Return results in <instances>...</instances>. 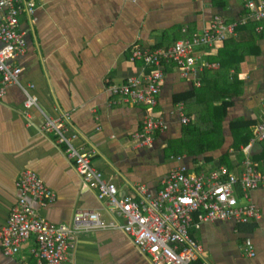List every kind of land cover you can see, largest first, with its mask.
Masks as SVG:
<instances>
[{"label": "crops", "instance_id": "0c3cea01", "mask_svg": "<svg viewBox=\"0 0 264 264\" xmlns=\"http://www.w3.org/2000/svg\"><path fill=\"white\" fill-rule=\"evenodd\" d=\"M35 1L34 15L25 14L21 18V27L27 33V47L14 63L22 68L21 82L35 85L33 93L39 98L40 109L32 108L30 118L26 117L25 95L16 85L0 97V229L19 198L17 182L26 170L35 171L56 196L44 208L30 200L51 223L69 224L80 209L95 210L107 222L114 221L120 226L124 223V218L106 200L100 199L95 189L88 188L67 157L65 146L56 142V135L42 130L44 114L67 120L76 135L74 144L95 151L94 166L118 185L121 196L134 195L140 199L141 185L147 188L144 196H154L172 169L185 168L187 173L195 175L209 174L218 166H226L220 162L225 155L233 166L228 168L235 173L241 172L247 156L264 161V142H255L246 154V145L233 147L231 127L234 120H252L254 131L263 113L264 23L258 31V23L250 20L238 27L235 34H229L231 38L196 49L199 61L220 65L203 71L200 85L204 72L222 70L221 52L234 60L245 54L237 77L243 81V90L234 98L222 123L224 144L213 151L190 156L185 150H174L182 138L183 125L210 99L209 95L199 92L190 102L178 99L181 94L190 96L200 85L192 77H184L174 64H165L158 103L151 109L156 118L165 120L167 128L155 134L150 147H136L132 138L140 131L150 106L124 103L115 98L111 103L109 90L141 73V66L131 60L134 46L152 50L167 48L185 36L182 31L185 27L190 33L202 32L217 16L228 24L249 19L246 0ZM153 69L149 66L145 73ZM232 75L233 69L230 81ZM213 81V75L205 79L207 85L209 82L213 85ZM180 108L189 118L187 122L181 121ZM212 131L216 127L209 130ZM211 142L216 144L218 138ZM252 198L261 210L260 222L206 221L197 228L191 227L190 235L203 248L201 257L193 264H264V188L254 190ZM247 237L254 241L255 257H250L245 249ZM34 246L35 239L31 238L16 256L6 258L0 243V264L32 261ZM65 264L152 262L121 227H107L76 234Z\"/></svg>", "mask_w": 264, "mask_h": 264}, {"label": "built area", "instance_id": "2783aa9c", "mask_svg": "<svg viewBox=\"0 0 264 264\" xmlns=\"http://www.w3.org/2000/svg\"><path fill=\"white\" fill-rule=\"evenodd\" d=\"M245 4L249 19L228 24L223 17L217 16L202 32L190 33L185 27L182 31L190 37L173 46L134 51L133 63L142 61L146 66L139 69V75L128 77L123 85L112 87L111 92L119 96L121 102L150 106L140 131L132 135L136 147H150L155 134L167 128L165 120L156 118L151 111L158 103L164 83L165 63L174 64L184 77H192L200 85V74L220 65L199 61L197 47L216 45L250 20L258 23V31L263 29L264 0H246ZM35 10V0H0V97L7 95L10 86H18L25 95L23 105L28 118L32 108L40 109L39 98L33 93L34 84L21 82L22 68L15 65L14 60L25 53L27 47V33L21 27V18L25 14L34 15ZM149 66L154 69L146 74L145 69ZM181 110L178 111L179 117L182 122H187L189 118ZM44 115L42 130L56 135V142L65 146L67 157L88 188L95 189L98 197L106 200L124 218V223L120 226L114 221L107 222L97 211L89 209L78 210L69 224L51 223L39 214L30 200L44 208L56 196L35 171L26 170L17 182L19 198L5 226L0 229V243L6 258L16 256L22 246L34 238L35 246L31 249L33 263L23 260L19 264H65L76 234L96 228L121 227L153 264H193L201 257L203 248L190 235L191 227L197 228L206 221L233 220L241 224L261 221L262 213L253 201L252 192L264 188V161H254L247 156L240 173L226 166L201 175L187 173L185 168L172 169L162 180V189L154 196L143 195L147 191L145 185L140 187V199L134 195L121 196L118 185L106 179L104 172L94 166L95 151L74 144L76 135L71 132L67 120ZM263 140L264 107L254 127V137L245 146L246 154L252 144ZM245 249L250 257L256 256L251 237L246 238Z\"/></svg>", "mask_w": 264, "mask_h": 264}, {"label": "trees", "instance_id": "16d2710c", "mask_svg": "<svg viewBox=\"0 0 264 264\" xmlns=\"http://www.w3.org/2000/svg\"><path fill=\"white\" fill-rule=\"evenodd\" d=\"M189 37L190 36H186L185 34L184 37H182L179 40H176L175 43ZM231 37L232 36H230V38ZM225 42L226 44H228V40H226ZM174 44H172L171 46H173ZM140 48L142 49V47L140 46H134L132 48L131 58L134 51ZM143 49H148V48H143ZM244 57L245 54L242 53L234 60L231 59V57H224V53L221 52V56L219 57V59L222 61L223 64L222 70L204 72L202 74V84L200 85V87L196 88L190 96H188L189 95L188 93L181 94L178 96V99H184V101L190 102L199 92L201 94L209 95L210 99L204 101L197 108L196 114L194 115L193 119H191L190 122L187 123L186 125H183L182 138L179 142H177L178 149H174V150L177 151L182 150V152L185 150L188 153V155L197 156L213 151L217 147H220L224 144V137L221 131L222 123L224 122V119L227 116L228 109L233 104L234 98L240 95V93L243 90V81L238 79L237 77L240 70V62L243 60ZM134 64L136 66H141V67L146 66L145 63L142 61H135ZM165 64H169V63H165ZM165 64L163 66L164 71H165ZM232 69H233V75H232L233 79L230 81L229 74ZM212 75L214 78L213 85H211L210 82L209 85H207L205 79ZM125 82L126 80L122 84L114 85V86H121ZM221 83H225V86H221ZM233 83L235 85L233 87L230 86V84ZM114 86L109 87V90H111V88ZM213 87H215V89ZM113 98L119 100V96L114 95L112 93L111 103L114 102ZM253 124L254 121L252 120H234L231 122V127L233 128V132H234L233 147H240L241 145L247 146L250 143L251 139L254 137V131L251 130ZM213 127H216V131L209 132V130H211V128ZM215 138H218V142L216 144H213L211 142V139H215ZM256 142L261 143L264 142V140L256 141ZM175 153H181V152H175ZM206 159L207 161L213 160V158H205V160ZM220 162L221 165H226L230 169L233 168L231 161L228 159L226 155L223 156ZM31 263L33 262L31 261Z\"/></svg>", "mask_w": 264, "mask_h": 264}, {"label": "bare ground", "instance_id": "6f19581e", "mask_svg": "<svg viewBox=\"0 0 264 264\" xmlns=\"http://www.w3.org/2000/svg\"><path fill=\"white\" fill-rule=\"evenodd\" d=\"M153 264V263H152Z\"/></svg>", "mask_w": 264, "mask_h": 264}]
</instances>
